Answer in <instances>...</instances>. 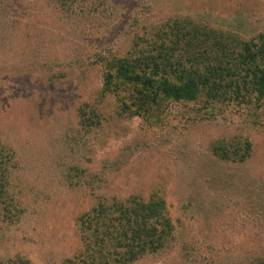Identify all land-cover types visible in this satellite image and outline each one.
<instances>
[{
    "label": "rangeland",
    "instance_id": "obj_1",
    "mask_svg": "<svg viewBox=\"0 0 264 264\" xmlns=\"http://www.w3.org/2000/svg\"><path fill=\"white\" fill-rule=\"evenodd\" d=\"M177 24L200 45L188 57L184 39L172 62L218 70L215 34L260 44L264 0H0V264H126V250L97 253L82 220L102 199L154 194L174 232L127 264H264V98L243 90L238 100L220 71L213 104L204 95L149 115L122 77L107 89L102 57L142 52L151 72L149 53L171 46ZM239 51L225 66L251 69ZM259 54L253 68L264 66ZM234 144L242 153L250 144L244 162L222 158Z\"/></svg>",
    "mask_w": 264,
    "mask_h": 264
},
{
    "label": "trees",
    "instance_id": "obj_2",
    "mask_svg": "<svg viewBox=\"0 0 264 264\" xmlns=\"http://www.w3.org/2000/svg\"><path fill=\"white\" fill-rule=\"evenodd\" d=\"M191 34L187 25L177 24L171 34L176 40H172L171 46L160 43L154 48V51L155 49L158 51L156 56H153L155 52L149 53V57L151 56L152 59L151 65L156 64L155 69L151 72L147 71L150 69L149 64L146 69L140 68L142 65V61L139 59L142 54L140 51L138 58L136 55L134 56L135 59H132L133 56L120 59L102 57L107 69L108 91H115L119 83H117V79L122 77L125 85H132L135 89L136 99L134 98V100H137L138 103L134 104V109L138 113L149 115L156 109H162L168 102L185 104L203 99L204 95L210 96V93L215 91L212 79L216 76L215 73L220 71L218 74L220 80L229 79L227 83L232 84V88L238 94L236 96L238 100L241 96L249 97L243 90L249 92L251 97L254 95L258 99L264 98V66L260 63L258 68H253L257 58H260L259 53H264V36H260L261 43L256 44L254 40L242 41L228 34H215L216 37L209 48L217 52L215 53L217 55L216 62L222 66L218 70L211 68L208 71H203L204 68L201 66L203 64L198 58L193 57L192 60H188L191 66L186 68L182 56L177 64L172 62L173 56L168 55L169 49L172 50L173 47L188 38L189 41L184 42V51L188 57L195 56L193 49L200 45L199 37ZM162 49L163 54L160 53ZM239 49V54L244 59L243 63L247 66L248 63L251 64V69L237 67L233 69L225 66L229 64L230 57L232 58V55ZM159 58L160 61L157 62ZM241 74L243 79L240 88H244L238 90L239 86L233 83L234 80L239 81L242 78ZM244 81L246 82L243 83ZM129 97L130 99H127ZM131 97L133 96L129 93L126 96V111L130 110L129 106L133 103L130 102L132 101ZM211 98L212 96L204 97L208 105L213 104ZM239 147L236 144L228 145L225 150H221L222 158L228 160L237 157L240 162H244L250 155V144H247L243 153ZM6 183L7 181H4L0 176V205L6 203ZM106 201L102 199L98 206H94L82 220V228L89 231L88 237L97 247V253L102 256L111 253L109 258L116 260L119 257V251L126 250V257H130L129 262L147 250L157 251L163 243L169 241L174 232L172 220L166 213V201L159 194H154L149 202L137 198L126 200V203L115 200L112 204H108ZM5 209L10 211L11 207L5 205ZM110 241L119 244L117 243L118 246L113 247ZM86 247L91 249L90 246ZM105 250L107 252H103Z\"/></svg>",
    "mask_w": 264,
    "mask_h": 264
}]
</instances>
